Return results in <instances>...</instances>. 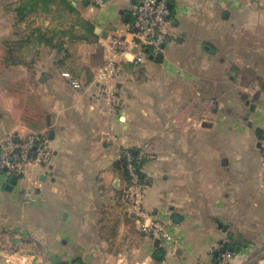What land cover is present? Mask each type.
<instances>
[{
  "label": "crops",
  "instance_id": "0c3cea01",
  "mask_svg": "<svg viewBox=\"0 0 264 264\" xmlns=\"http://www.w3.org/2000/svg\"><path fill=\"white\" fill-rule=\"evenodd\" d=\"M133 1L55 0L21 12L33 0H0V141L13 131L47 130L54 149L40 177L32 169L25 186L0 202V264H215L225 245L234 252L229 264L264 258V85L254 91L256 102L246 100L251 118L242 107L227 116L228 91L214 76L235 65L264 83V0H169L176 41L162 62H124L122 104L113 113L97 73L111 35L132 20ZM206 34L215 35L220 52L201 44ZM9 43L27 52L8 61ZM166 65L192 73L185 80ZM220 114L235 121L223 120L224 137L213 141L208 134ZM126 147L150 181L145 207L171 224L177 244L140 236L124 211L119 154ZM11 178H0V193L14 190ZM10 232L29 236L27 253L1 247Z\"/></svg>",
  "mask_w": 264,
  "mask_h": 264
},
{
  "label": "built area",
  "instance_id": "2783aa9c",
  "mask_svg": "<svg viewBox=\"0 0 264 264\" xmlns=\"http://www.w3.org/2000/svg\"><path fill=\"white\" fill-rule=\"evenodd\" d=\"M107 1L96 0V3L104 5ZM169 4V0H139L133 6L132 20L117 27L106 44L107 61L98 70L96 80L98 92L108 101L111 112L118 113L122 104L117 85L124 62L145 65L164 52L170 42L173 20ZM62 77L76 90H84L83 82L70 72H62ZM260 144L264 166V136ZM53 157L54 149L47 130L31 131L25 135L18 131L10 132L0 141V175L25 177L32 169L49 166ZM119 160L125 172L121 190L124 211L134 215L141 232L160 242L177 244L179 241L171 232V224L160 220L145 207L144 199L150 181L142 170L138 155L132 148L126 147L120 151ZM223 248H217L219 254L215 264H229L232 261L234 252L229 249L223 251ZM258 264H264V258Z\"/></svg>",
  "mask_w": 264,
  "mask_h": 264
},
{
  "label": "rangeland",
  "instance_id": "374dc122",
  "mask_svg": "<svg viewBox=\"0 0 264 264\" xmlns=\"http://www.w3.org/2000/svg\"><path fill=\"white\" fill-rule=\"evenodd\" d=\"M185 10H186V7H184L180 12L184 13ZM205 19H207V18H205ZM24 34H27V33H24ZM194 34H195L194 36H196V37L199 36V34L196 30H195ZM176 38H177V31L174 29H171V39H170V42L168 44H170L171 42H175ZM204 38H203L204 40H201V44L208 43L209 46L211 45L212 48L217 50V53H218V51L220 52L219 42L215 38L214 34H206V36ZM7 47H8L7 50H5V58H7L8 61H10L12 59V56H21L22 57L23 53L27 52L26 49H24L23 51L21 50V52H20L21 55H20V54L16 53V50L14 48L12 49V45L10 43L7 44ZM162 53H164V52H162ZM27 55L28 54L26 53V56ZM216 57L220 58V55L216 54ZM151 61H154V59ZM174 66H177V65H174ZM145 68H147V67H144V70H145ZM227 68L225 69L222 67V69L217 68V71L213 70V72L215 71L214 72L215 77H217V78L222 77L223 78L222 81L227 88L226 92L228 91L227 92L228 94L226 95L227 96V102L223 100L224 103L227 104V107H222L221 112H223V113H225V115L227 114V116H229L230 114L234 113L237 108L242 107L244 109L243 110V117L248 116L249 118H251L250 116H253V114H252V111L250 110V107L246 104V100L251 101V102H256L257 98H256L254 91L257 88L262 87L264 85V83L262 80L257 78V76L255 74H251L249 68L248 69L245 68L242 70L240 67L235 66V65H228ZM165 69L168 71H171L169 73L178 74L179 77L185 76V80H187L189 78L188 72L192 73L191 71H186V70L175 71L174 68H171L168 65L165 66ZM225 74H227L226 77H224ZM10 84H11V82H9V81L4 83V85L6 87H10ZM21 87H27V85L24 83V85L22 84ZM242 97H244V98H242ZM217 100H218L217 97H213L211 99V103H212L211 108L212 109H217L218 103L215 102ZM221 106H224V104H221ZM225 119H227L226 120L227 124H231V122L235 121V120L231 121V119L228 117L224 118V116L221 114L217 115V117L215 119L216 125L214 126L212 132H209V134H208V136L212 134L211 137H212L213 141L215 140L216 135H217V137H216L217 141H219L221 137H224L223 132L225 133V131H223L222 125H226V123L223 122V120H225ZM243 151L244 152H250V145L248 144V146L245 147ZM40 173H42L40 169L36 168L34 170V175L36 177H40ZM5 177H6L5 175H0V178H2V179H4ZM24 178H26V176L20 177L18 185H16V184L13 185V189H14V190H12L13 192L11 190L5 189L4 193H0V202L6 201V197H8V196H10V198H11V196L14 194V192H16V190L19 189L20 186H22V185L25 186L26 181ZM19 194L20 195L22 194V196H23V193H19ZM27 199H28V195L27 196L24 195L22 201H23V203L30 205L28 203ZM0 216H1V214H0ZM10 233L11 234H9L7 237H5L4 241L2 242L1 247L5 250H9V251H11V250L19 251L21 248L22 249L24 248V251H26L25 253H27L29 246L26 243V241H27V238L29 236H13V235H15V233L14 232H10ZM137 233L140 236L146 235L149 239L154 238L153 236H150V235H147V234L141 232L139 229H137ZM15 237H18L20 239L19 242L24 241V243L23 244L19 243V245H17V243L14 241ZM158 244L160 245L159 242H158ZM25 249H27V250H25Z\"/></svg>",
  "mask_w": 264,
  "mask_h": 264
},
{
  "label": "water",
  "instance_id": "95a60500",
  "mask_svg": "<svg viewBox=\"0 0 264 264\" xmlns=\"http://www.w3.org/2000/svg\"><path fill=\"white\" fill-rule=\"evenodd\" d=\"M138 2H139V0H134V1H133V4H136V3H138ZM169 5H170V7H171V4H169ZM122 13H123V12H122ZM129 17H130V13L126 14V20H128ZM163 58H164L163 53H159V54H157V56L155 57V60L158 61V62H162V61H163ZM50 135H51V138H52V137H53V134H50ZM17 180H18V177H17L16 175L13 176V177L11 178V180H10L9 185H8V189H11L12 186L15 185V184L17 183ZM175 220L178 221L179 218L176 217ZM14 241L17 242V241H19V239H14ZM227 249L233 251L232 248H228V246L225 245L224 248H223V251H226ZM218 254H219V251H216V256H218ZM161 257H162V253H159L158 258L160 259Z\"/></svg>",
  "mask_w": 264,
  "mask_h": 264
},
{
  "label": "trees",
  "instance_id": "16d2710c",
  "mask_svg": "<svg viewBox=\"0 0 264 264\" xmlns=\"http://www.w3.org/2000/svg\"><path fill=\"white\" fill-rule=\"evenodd\" d=\"M54 1H55V0H33V3L30 2V5H24L23 7H21V8H20V11L22 12L24 9H25V10H29V9H28L29 6H30L31 8H33V7H34V4H35V5H36V4H39V3H42V4H50V3L54 2ZM68 7H69L70 10L73 9V7H72L71 4H69ZM259 133L262 134V131L259 130ZM57 264H68V263L65 262V261H63V262H59V263H57Z\"/></svg>",
  "mask_w": 264,
  "mask_h": 264
}]
</instances>
